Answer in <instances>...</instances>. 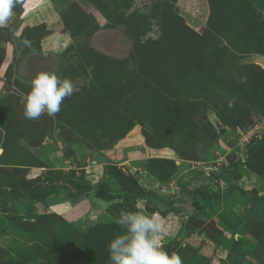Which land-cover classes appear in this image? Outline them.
Listing matches in <instances>:
<instances>
[{
  "label": "rangeland",
  "instance_id": "374dc122",
  "mask_svg": "<svg viewBox=\"0 0 264 264\" xmlns=\"http://www.w3.org/2000/svg\"><path fill=\"white\" fill-rule=\"evenodd\" d=\"M258 58L264 0L17 3L0 28V264H110L116 220L137 204L182 264H264V145L248 151L264 137ZM39 71L76 91L30 121ZM118 172L148 194L119 205ZM75 181L110 191L29 206Z\"/></svg>",
  "mask_w": 264,
  "mask_h": 264
},
{
  "label": "clouds",
  "instance_id": "9594fccd",
  "mask_svg": "<svg viewBox=\"0 0 264 264\" xmlns=\"http://www.w3.org/2000/svg\"><path fill=\"white\" fill-rule=\"evenodd\" d=\"M21 0H0V28L14 15ZM76 91L70 79H60L49 71L37 72L30 90L23 96V114L27 120H39L42 115L55 116L66 97ZM231 106V105H229ZM136 210H124L116 220L122 232L108 243L110 264H182L181 257L169 254L162 245L163 225L158 213H147L144 204Z\"/></svg>",
  "mask_w": 264,
  "mask_h": 264
},
{
  "label": "trees",
  "instance_id": "16d2710c",
  "mask_svg": "<svg viewBox=\"0 0 264 264\" xmlns=\"http://www.w3.org/2000/svg\"><path fill=\"white\" fill-rule=\"evenodd\" d=\"M264 145V137L261 138L256 142V144L252 145L249 148V155L252 154V151L254 148ZM113 177L121 183L123 187V196H122V202L119 203L121 206H129L130 203L134 200H136L138 197L144 196L148 194L147 191L144 190V188L139 184L135 179H133L130 175H126L123 172L114 173ZM127 177H130L128 179ZM75 191H71L68 187L66 188L65 185H51L47 186L46 188H43L38 197H36L34 200L31 201L30 207H34L35 203H45L47 199L51 198L53 195L57 194L59 190H67L68 196L70 198H75L81 194L88 193L90 191H94L100 188L106 189L110 191V187L105 183H97L96 185L91 184L88 181H75ZM218 193L214 194H206L207 201L210 202L211 200H214L217 198ZM164 215L167 214V212L162 211ZM162 214V215H163Z\"/></svg>",
  "mask_w": 264,
  "mask_h": 264
},
{
  "label": "water",
  "instance_id": "95a60500",
  "mask_svg": "<svg viewBox=\"0 0 264 264\" xmlns=\"http://www.w3.org/2000/svg\"><path fill=\"white\" fill-rule=\"evenodd\" d=\"M256 62H260V63H263L264 62V59L263 58H258V59H255Z\"/></svg>",
  "mask_w": 264,
  "mask_h": 264
},
{
  "label": "crops",
  "instance_id": "0c3cea01",
  "mask_svg": "<svg viewBox=\"0 0 264 264\" xmlns=\"http://www.w3.org/2000/svg\"><path fill=\"white\" fill-rule=\"evenodd\" d=\"M148 184V183H147ZM154 184V183H153ZM157 186V185H156Z\"/></svg>",
  "mask_w": 264,
  "mask_h": 264
}]
</instances>
